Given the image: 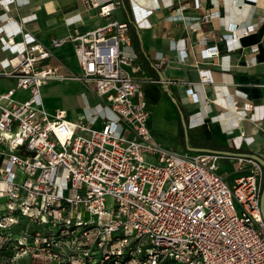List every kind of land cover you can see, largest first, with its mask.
Masks as SVG:
<instances>
[{
	"label": "built area",
	"instance_id": "2783aa9c",
	"mask_svg": "<svg viewBox=\"0 0 264 264\" xmlns=\"http://www.w3.org/2000/svg\"><path fill=\"white\" fill-rule=\"evenodd\" d=\"M82 1L107 19L90 31L74 29L71 37L80 68L73 78L92 84L99 97L86 105L83 120L43 104L42 88L60 78L49 64L50 47L22 23L0 26V50L7 53L0 58V77L13 82L0 91V195L7 197L0 206V264H264L262 167L237 158L252 170L229 183L219 172L222 155L161 147L147 126L149 104L129 69L132 56L124 52L129 22L114 18L121 1ZM4 3L2 8L22 2ZM128 4L137 28H148V17L159 8L156 0ZM8 20L0 13L2 23ZM256 25L229 24L221 37L226 49L239 48V38ZM67 39H53L50 46ZM217 53V46H205L199 56ZM199 77L200 84L212 80L206 69ZM18 91L27 97L18 100ZM186 94L199 99L193 86ZM230 107L239 118L253 109L249 102ZM82 211L96 220L83 222ZM20 217L35 222L36 232L20 228V239L13 240L10 229Z\"/></svg>",
	"mask_w": 264,
	"mask_h": 264
},
{
	"label": "crops",
	"instance_id": "0c3cea01",
	"mask_svg": "<svg viewBox=\"0 0 264 264\" xmlns=\"http://www.w3.org/2000/svg\"><path fill=\"white\" fill-rule=\"evenodd\" d=\"M17 1L22 3H10L2 8L6 3L0 0V13L5 12L9 19L0 21V26L10 28L14 22L22 23L25 31L50 47L49 64L60 76L42 88L44 106L51 112L63 110L70 120L85 119L86 105L92 106L99 101L92 84H88V93L79 91V109L73 114L66 104L50 103L48 87L64 81L81 83L73 79L77 75L74 68L80 70L74 54L75 43L71 39L74 29L90 31L105 24L107 19L99 17L96 9L87 7L82 0ZM120 1L114 18L130 25L131 40L124 52L132 56L129 69L140 81L149 104L147 126L154 140L169 150L177 151L176 147L180 146L179 153L208 149L254 154L264 160V0H198V7L194 0H156L159 8L148 17V28L134 26L130 22L128 0ZM146 2L139 0L140 4ZM211 12L217 15L210 16ZM67 19L76 21L69 24ZM229 24L236 28L257 25L254 32L239 38V48L228 51L221 37L228 32ZM64 37L68 39L63 45L50 46L53 39ZM214 45L217 55L205 59L199 56L203 47ZM66 46L72 54L70 64H63L56 56V52ZM6 54L0 50V58ZM200 69L210 70L212 80L200 84ZM12 86L11 79L0 77V91ZM189 86L194 87L199 98L197 102L186 94ZM27 95V91H18L16 98L23 100ZM233 101L240 106L249 102L253 109L239 118L230 107ZM194 128L199 129L201 142L193 141ZM217 154L223 156L219 172L229 183L235 178H232L233 173L238 177L252 170L251 163H239L237 158L255 161L245 155ZM259 165L264 184V167Z\"/></svg>",
	"mask_w": 264,
	"mask_h": 264
},
{
	"label": "rangeland",
	"instance_id": "374dc122",
	"mask_svg": "<svg viewBox=\"0 0 264 264\" xmlns=\"http://www.w3.org/2000/svg\"><path fill=\"white\" fill-rule=\"evenodd\" d=\"M56 56L61 62H63V64L64 63L70 64L72 62V54L70 52L69 47H67V46L58 50L56 52ZM74 71L76 74H79L80 70L78 69V67L77 68L75 67ZM81 83H78L77 81H76V83L73 81H64V82H56V83L50 84V86H52V87H48V95L50 97V103L66 104L69 107L68 111L70 114H73V112H77V109H79V105H80V103H79V101H80L79 91L84 90L86 93H88L89 88H90L88 85L89 82H86V84H83V83L81 84ZM80 95L83 96V93H81ZM97 125H98V123H96V126ZM192 132H193V134H192L193 141L201 142L200 141L201 135H200L199 129L194 128V129H192ZM2 149L3 148L0 147V150H2ZM176 150L179 151L180 146L176 147ZM6 151H8V150L6 149ZM172 151L177 152V151H175V149ZM146 160L149 162H155L156 161V159L154 157H146ZM228 169L231 171V166ZM233 175L234 176L232 178L237 176L234 173H233ZM262 184H263V177H262L261 187H262ZM6 199H7V197L5 195H0V206L2 208L4 207ZM110 203H111V199L109 197H107L106 198L107 208L110 207ZM82 215H83V219H82L83 222H92V221L96 220L95 216H88L84 211H82ZM1 217H2V210H0V218ZM18 222L19 223L17 225L12 226V229H10V231L12 233H16L12 237L13 240L20 239L21 236L17 233L20 230V228L26 230L32 236L35 234L36 228H37V224L35 222L28 220L25 217H20L18 219ZM79 231H80V228L77 229V232H79ZM130 263L136 264L132 261Z\"/></svg>",
	"mask_w": 264,
	"mask_h": 264
},
{
	"label": "water",
	"instance_id": "95a60500",
	"mask_svg": "<svg viewBox=\"0 0 264 264\" xmlns=\"http://www.w3.org/2000/svg\"><path fill=\"white\" fill-rule=\"evenodd\" d=\"M183 124H185L183 122ZM195 151H200V152H212V153H224V154H234V155H245L253 158L255 161H257L259 164H261L264 167V160H262L260 157L254 154H242V153H233V152H227V151H215V150H208V149H200V150H195ZM260 212H261V217L264 222V184L263 188L261 190L260 194Z\"/></svg>",
	"mask_w": 264,
	"mask_h": 264
},
{
	"label": "bare ground",
	"instance_id": "6f19581e",
	"mask_svg": "<svg viewBox=\"0 0 264 264\" xmlns=\"http://www.w3.org/2000/svg\"><path fill=\"white\" fill-rule=\"evenodd\" d=\"M239 138H242V137L239 136ZM235 140H236V138H235ZM240 140H241V139H240ZM240 140L238 141V143L240 142Z\"/></svg>",
	"mask_w": 264,
	"mask_h": 264
},
{
	"label": "flooded vegetation",
	"instance_id": "af4514ba",
	"mask_svg": "<svg viewBox=\"0 0 264 264\" xmlns=\"http://www.w3.org/2000/svg\"><path fill=\"white\" fill-rule=\"evenodd\" d=\"M33 233V232H32ZM31 235V234H30Z\"/></svg>",
	"mask_w": 264,
	"mask_h": 264
}]
</instances>
